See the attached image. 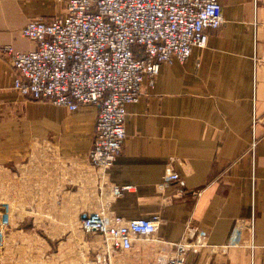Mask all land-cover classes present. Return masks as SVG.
I'll use <instances>...</instances> for the list:
<instances>
[{"label":"crops","instance_id":"1","mask_svg":"<svg viewBox=\"0 0 264 264\" xmlns=\"http://www.w3.org/2000/svg\"><path fill=\"white\" fill-rule=\"evenodd\" d=\"M68 1L0 0V46L34 49L23 35L27 22L63 15ZM219 2L224 24L209 32L207 47L184 63H162L154 87L145 78L139 100L127 106L123 150L103 178L89 161L98 106L69 110L24 96L0 54V201L18 214L16 226L51 215L71 225L84 210H105L159 222L162 242L198 228L221 245L254 215V249L205 248L189 252L187 264H264V124L253 130L254 114H264V0ZM168 165L180 180L165 186ZM126 185L132 191L113 196ZM131 253L138 264L158 261L154 251ZM16 255L26 254L0 250V263Z\"/></svg>","mask_w":264,"mask_h":264},{"label":"built area","instance_id":"2","mask_svg":"<svg viewBox=\"0 0 264 264\" xmlns=\"http://www.w3.org/2000/svg\"><path fill=\"white\" fill-rule=\"evenodd\" d=\"M223 24L219 0H69L63 15L27 22L23 35L36 44L34 49L18 51L5 45L0 46V54L16 72L13 87L24 96L69 110L98 106L89 161L103 178L123 150L127 106L139 100L145 78L154 87L162 63L173 58L184 63L194 48L207 47L209 32ZM258 123L264 124V114H254L253 130ZM179 180L180 175L168 165L164 185ZM132 189L116 186L112 193L117 196ZM13 216L11 204L0 201V249L21 238H75L73 228L71 233L17 228ZM78 227L102 238L97 256L87 264H115L114 254L127 251H154L159 263L187 264L189 252L256 246L254 215L247 223L240 222L221 245L210 244L208 232L198 228L186 229L178 241L162 242L157 237L159 222L125 220L105 210L85 213Z\"/></svg>","mask_w":264,"mask_h":264},{"label":"rangeland","instance_id":"3","mask_svg":"<svg viewBox=\"0 0 264 264\" xmlns=\"http://www.w3.org/2000/svg\"><path fill=\"white\" fill-rule=\"evenodd\" d=\"M92 211L97 210H84L83 214ZM50 213L51 212H49V214ZM14 216H18V214L15 215L14 213ZM51 216L52 218H43L47 221L45 224L34 225V223L29 222L25 225L21 224L16 227L23 229L26 228L28 231L40 233L49 231L53 232L54 230H58V233L64 231L71 233L70 230L73 228L75 238L72 241H30L21 238L18 242L7 243V245L0 250H10V248H12L17 252L25 253L26 255L4 257L3 262L0 264H87L97 256L99 246L102 244V238L99 234L84 233L78 227L80 224L79 220L82 219L83 216H78L75 222L71 225L58 224L56 222L60 221V218L57 220L54 215ZM25 219L26 222L30 219L34 220L33 218L28 217H25ZM131 255L133 254L130 251L118 252L114 254L115 257L113 262L115 264H138V258L135 256L132 257ZM155 261V264H162L159 263L157 259Z\"/></svg>","mask_w":264,"mask_h":264}]
</instances>
